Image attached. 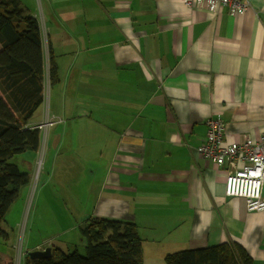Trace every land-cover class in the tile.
<instances>
[{"label": "crops", "instance_id": "obj_1", "mask_svg": "<svg viewBox=\"0 0 264 264\" xmlns=\"http://www.w3.org/2000/svg\"><path fill=\"white\" fill-rule=\"evenodd\" d=\"M186 1L21 0L39 21L45 60L44 101L27 126L58 119L38 129L21 169L33 177L43 157L34 211L51 207L71 222L42 242L30 224L25 254L70 249L76 240L45 243L71 229L82 243L80 226L106 218L137 223L143 264L147 250L165 264L169 253L224 242L264 264V212L228 197L227 167L198 152L211 117L223 120L226 143L264 133V0H246L241 13ZM75 169L73 180H55ZM81 203L90 208L72 221Z\"/></svg>", "mask_w": 264, "mask_h": 264}, {"label": "trees", "instance_id": "obj_2", "mask_svg": "<svg viewBox=\"0 0 264 264\" xmlns=\"http://www.w3.org/2000/svg\"><path fill=\"white\" fill-rule=\"evenodd\" d=\"M45 60L40 24L21 0H0V237L6 214L21 189L31 182L17 159L27 149L37 150L40 133L27 126L44 101ZM50 81L58 79L54 56L50 57ZM87 254L53 248L47 258H30L25 264H143L142 238L132 220L91 218L80 226ZM1 264L13 257L1 253ZM165 264H252L240 245L224 242L204 248L169 253Z\"/></svg>", "mask_w": 264, "mask_h": 264}, {"label": "built area", "instance_id": "obj_3", "mask_svg": "<svg viewBox=\"0 0 264 264\" xmlns=\"http://www.w3.org/2000/svg\"><path fill=\"white\" fill-rule=\"evenodd\" d=\"M207 9L216 11L226 8L229 13L248 10L244 0H208ZM188 6H201L205 0H187ZM58 122L56 118H46L34 128L43 129ZM208 130L198 152L218 165H226L227 177L225 193L228 197H243L249 211L264 212V133L256 141L246 137L243 141L225 142V125L220 117L207 121ZM43 157L37 161L35 178L39 176Z\"/></svg>", "mask_w": 264, "mask_h": 264}, {"label": "rangeland", "instance_id": "obj_4", "mask_svg": "<svg viewBox=\"0 0 264 264\" xmlns=\"http://www.w3.org/2000/svg\"><path fill=\"white\" fill-rule=\"evenodd\" d=\"M25 1L27 2L32 1L34 7L37 8V3L39 0H25ZM244 1L246 2V0ZM208 4H210V2L208 0H205V3L202 4L201 6L207 8ZM54 89L55 86L53 87V91ZM59 91H60V87L58 86L57 97L59 96ZM24 155L25 152H23V154L21 153V155L18 157L20 168H22L23 170L26 169V164L21 162V159L24 157ZM40 169L42 170V166L40 167ZM77 172H78L77 169H75L71 172L74 174L57 175L55 177V180L59 182H67L69 180H73L74 177L78 176ZM34 175L33 177L30 176L31 182L21 189L18 197L11 204L6 214V221L3 223V227L7 228L9 231V237L8 238L0 237V259L2 257L1 253L7 252L14 257L13 264L26 263L25 253L28 250L26 247V241H27V236L29 235L30 224H34L32 230V236L34 239L38 240L39 242L40 241L42 242L44 240L43 238L45 237L57 234L58 233L57 230H59V228H64V226H69L71 224L70 221L63 223L62 216L57 211L54 212L51 207H46V206L38 207L37 211L36 212L34 211V209L36 208V205L34 204L35 197H38L36 195V184L41 179L39 177L34 178ZM55 192H56V187L54 185V182L51 181L50 184L48 183V186L44 188L42 194L47 197ZM26 193H27V197L25 201ZM89 208L90 207L88 205L81 203L78 207H73V209H75L76 212L74 211L71 212L70 209V213L73 216L72 221L78 220L79 216H82ZM77 237H78L77 232H74L73 229H71L69 230V232L60 235L58 239H53L54 241L50 240L49 242L45 243V246L51 245L53 242V243L61 244L62 245L61 247L64 248V246L70 243V241L76 240L77 242L74 245H72L70 249L65 246L66 249L64 251L74 252V250H78V252L81 255L85 256L87 254L86 245H85L86 241L84 240L82 243H80L78 242ZM145 255L147 258L146 264H153L151 261V259H153L152 251L147 250ZM1 260H0V264H1Z\"/></svg>", "mask_w": 264, "mask_h": 264}, {"label": "water", "instance_id": "obj_5", "mask_svg": "<svg viewBox=\"0 0 264 264\" xmlns=\"http://www.w3.org/2000/svg\"><path fill=\"white\" fill-rule=\"evenodd\" d=\"M28 255L30 256V258H35V259L47 258L52 255V248L48 246L47 248H44V249H36V250L30 251Z\"/></svg>", "mask_w": 264, "mask_h": 264}, {"label": "bare ground", "instance_id": "obj_6", "mask_svg": "<svg viewBox=\"0 0 264 264\" xmlns=\"http://www.w3.org/2000/svg\"><path fill=\"white\" fill-rule=\"evenodd\" d=\"M40 32H41V29H40Z\"/></svg>", "mask_w": 264, "mask_h": 264}]
</instances>
